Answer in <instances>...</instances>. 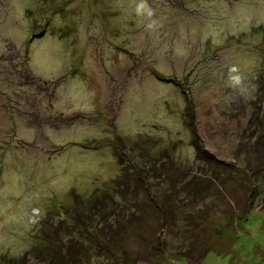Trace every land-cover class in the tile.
<instances>
[{
	"label": "rangeland",
	"instance_id": "1",
	"mask_svg": "<svg viewBox=\"0 0 264 264\" xmlns=\"http://www.w3.org/2000/svg\"><path fill=\"white\" fill-rule=\"evenodd\" d=\"M263 26L264 0H0V264H264Z\"/></svg>",
	"mask_w": 264,
	"mask_h": 264
},
{
	"label": "trees",
	"instance_id": "2",
	"mask_svg": "<svg viewBox=\"0 0 264 264\" xmlns=\"http://www.w3.org/2000/svg\"><path fill=\"white\" fill-rule=\"evenodd\" d=\"M263 29H264V26H263ZM25 75H26V77L31 78V80H34V82H35V75L29 76V74H28L27 71H26ZM39 80H40V83L37 82V83H39V84H41V82H42V83H45V84L48 83V81H46V80H45V81H43V79H39ZM51 105H52V104H51ZM258 115H260V112H259V111L257 112V114H256L255 116H258ZM258 117H259V116H258ZM199 147H203V148H204V146H199ZM90 228H91V227H90ZM87 236H89V235H87ZM235 236H236V237H235ZM235 236H234V238H237V237H238V234H236ZM49 241H50V239L48 240V242H49ZM52 242H55V239L52 238L51 241L49 242V244L52 243ZM74 245H75V246H78V244H75V243H74V244H72V245L70 246V248H71V249H74ZM103 248L106 249L107 247H106V246H103ZM69 253H70V252H69ZM69 253L67 254V257H66V259H68V261L70 260V256H69L70 254H69ZM78 253H79V251H77V252L75 253V255H74V256H75V257H74L75 259L73 258V255H71V258H72L73 261H76V259H77V257H78ZM60 257H61V255H60ZM60 259H62L61 262H63V260L65 259V257H61ZM16 260H17V259H13V260L10 259V261H12V262H17Z\"/></svg>",
	"mask_w": 264,
	"mask_h": 264
}]
</instances>
